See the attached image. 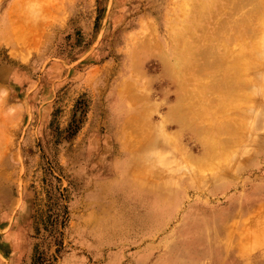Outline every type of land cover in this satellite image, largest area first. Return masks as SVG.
<instances>
[{
    "label": "rangeland",
    "instance_id": "374dc122",
    "mask_svg": "<svg viewBox=\"0 0 264 264\" xmlns=\"http://www.w3.org/2000/svg\"><path fill=\"white\" fill-rule=\"evenodd\" d=\"M209 1L0 0V264H104L122 251L84 245L112 244L122 232L123 163L142 189L184 192L188 235L211 250L200 264H264V14L253 26L259 52L250 40L228 45L246 54L237 57L248 60L249 96L221 109L192 65H203L206 37L229 17L218 9L229 0L200 16ZM207 101L225 114L205 115ZM220 122L231 127L212 128ZM184 218L172 239H184Z\"/></svg>",
    "mask_w": 264,
    "mask_h": 264
},
{
    "label": "crops",
    "instance_id": "0c3cea01",
    "mask_svg": "<svg viewBox=\"0 0 264 264\" xmlns=\"http://www.w3.org/2000/svg\"><path fill=\"white\" fill-rule=\"evenodd\" d=\"M119 176L123 182L119 191L124 196V227L120 228L122 232L114 234V239H106L112 244L105 243L90 246L86 244L84 245L85 248L90 251H92V248L98 251L105 246L122 248V251H110L106 254L104 264H121L122 260H124V264H200L203 258L209 254L208 251L211 250L202 243L193 242L192 237L188 235L194 213L193 210L189 211L184 204V192L181 190L153 192L142 189L132 182L129 176L124 175V163L120 168ZM148 204L153 211L147 208ZM129 210L132 213H128ZM149 212L167 213V217L160 223H156V221L152 223L150 221L151 213ZM182 214L185 215V222L180 228L176 229L178 233L184 235V239H172L175 232L171 235L172 231L170 229L176 223L178 216ZM152 215L154 216V214ZM213 218L218 221L222 219L219 215ZM155 236H158V240L152 243L150 239ZM198 245L201 247L199 248ZM204 248L205 250H203ZM123 251L124 257L121 260L120 257ZM210 264L240 263L235 259L222 262L219 258H213Z\"/></svg>",
    "mask_w": 264,
    "mask_h": 264
},
{
    "label": "bare ground",
    "instance_id": "6f19581e",
    "mask_svg": "<svg viewBox=\"0 0 264 264\" xmlns=\"http://www.w3.org/2000/svg\"><path fill=\"white\" fill-rule=\"evenodd\" d=\"M213 1V0H212ZM212 1H209L207 4H203L201 7V10H200V13L199 12H197V13H199L200 14V16H202V15H205V14H207V11H208V8L210 7V6H212L213 4H212ZM218 2V1H217ZM215 3V2H214ZM226 6L224 7H219L218 9H222V8H228V15H229V17L227 18V19H219V20H217L216 21V25L218 26V27H214L215 28V30H214V32L216 31L217 33L216 34H214L213 36H214V39L211 37V36H208V38L206 37V43H207V46L205 47V49L202 51V52H200V50H199V54H197V56H200V57H203V58H201V61H202V59H204L203 60V65L202 66H199V64H198V59H195V60H193L192 61V65L194 66V67H199L201 70L200 71H202V70H204L205 72L207 71V74L204 72V74H205V76H208L207 78L206 77H204V79L206 78V79H209V80H205V83H202L201 84V88L199 89V90H201L202 88V92H203V90L204 91H207L208 92V94H209V96H208V101H210L211 100V97L210 96H214V98H212V100L213 99H215L216 101H217V107H220L221 109H222V107L221 106H226V103L227 102H242V100L243 101H245V98L244 97H246V95H248V94H245V93H243V91L244 90H242V85H243V82H244V80H245V71H244V69H243V66L245 67L246 65H242V63H244V62H242L243 61V58L244 57H237V54L239 53H236V54H232V53H234V52H232L233 50L232 49H230V50H232L231 52L229 51V47L231 48L232 46H233V44H232V46H230V42L231 41H235V42H237L238 44H236V46L238 45V48L239 49H241L240 48V46L242 45V44H244V43H248V41L250 40V43L251 44H254V45H258V43H256L257 42V40L259 41V32H258V39H257V37H256V27H253V26H256L258 23H259V21H260V19H261V13H263L264 14V12L262 11V10H264L263 8H264V0H229L228 2H227V4H225ZM247 6H249V9L247 10V11H245V12H247V13H245V14H243L242 13V11H240L242 8H244V7H247ZM225 9H223V11H224ZM212 11H214V10H211V13H210V15H207V16H211V15H215L216 14V11H214V12H212ZM218 11V10H217ZM226 12V11H225ZM239 12H241L242 13V15L239 17V18H237L236 19V17H235V19H232V16L234 15V14H236V13H239ZM244 12V11H243ZM208 13H209V11H208ZM220 13V12H219ZM233 13V14H232ZM198 14V15H199ZM262 14V15H263ZM197 15V14H196ZM218 16V15H217ZM223 16H225V15H223ZM239 16V15H238ZM216 17V16H215ZM234 17V16H233ZM263 17V16H262ZM197 18V17H196ZM198 18H201V17H198ZM214 18V17H213ZM215 19V18H214ZM202 20V19H201ZM204 20V19H203ZM202 20V21H203ZM208 20V19H207ZM262 20L264 21V17L262 18ZM195 21V20H194ZM197 21V20H196ZM192 22H193V20H192ZM261 22V21H260ZM263 23V24H262ZM261 24H262V26H261V24L259 25V26H261V27H264L263 25H264V22H262ZM193 25H195V24H193ZM192 25V26H193ZM215 26V25H214ZM184 28H185V32L187 33V32H189V31H191L190 29L192 28L189 24H186V25H184ZM197 29H199V28H197ZM218 29H220L219 31H218ZM262 29H264V28H262ZM260 29L258 28V31H259ZM207 31V30H206ZM182 32V31H181ZM213 33V32H212ZM211 33V34H212ZM261 33V32H260ZM178 34V33H177ZM176 34V35H177ZM180 34V33H179ZM263 34V33H262ZM205 35V34H204ZM209 35V34H208ZM263 36V35H262ZM176 37V36H175ZM182 37V36H181ZM261 37V36H260ZM261 39V38H260ZM177 40H179L178 38H177ZM182 40V39H181ZM180 40V41H181ZM176 41V40H175ZM179 41V42H180ZM204 41V40H203ZM178 42V41H177ZM183 42V41H182ZM260 42V41H259ZM190 43V42H189ZM193 44H195V43H193ZM197 44V43H196ZM228 45H229V47H228ZM247 45V44H246ZM256 45V47H251L252 48V50L253 49H255L256 51H258L257 49L259 48L258 46ZM188 46V45H187ZM186 46V47H187ZM194 45H192V47H193ZM195 46H199L198 44L197 45H195ZM252 46V45H251ZM200 47V46H199ZM235 46H233V48H234ZM258 47V48H257ZM261 47V46H260ZM189 48H191V46L189 45ZM198 47H196V49H197ZM243 48V47H242ZM247 48H249L248 46H247ZM246 48V49H247ZM194 49H195V47H194ZM207 49H209V50H207ZM216 49H219L220 51V53L219 54H217L216 56L215 55H213V53L216 51ZM245 49V50H246ZM235 50V49H234ZM244 50V51H245ZM254 50V51H255ZM196 52V51H195ZM249 52V51H248ZM259 52V51H258ZM257 52V53H258ZM184 53V55H185V51L183 52ZM182 53V54H183ZM241 54H242V56H245V55H243V51L242 52H240ZM212 54V55H211ZM215 54H216V52H215ZM233 55V56H231V55ZM241 54H238V55H241ZM250 54H251V52H250ZM249 54V55H250ZM255 54L256 53H254V56H255ZM190 56H192V54H189ZM208 55V56H207ZM210 55H211V57H213V56H215V59H214V57H213V60H207L206 58H208V57H210ZM181 56V55H180ZM196 56V57H197ZM251 56V55H250ZM193 57H195V53L193 52ZM193 57H191V60H192V58ZM257 57V56H256ZM256 57H253V58H256ZM186 59L188 58V56H186L185 57ZM217 58V59H216ZM242 58V59H241ZM181 59V58H180ZM178 60V59H177ZM190 60V61H191ZM185 61V60H184ZM248 61V60H247ZM180 62H183V61H180ZM198 65H197V64ZM179 64V63H178ZM245 64V63H244ZM200 65H201V63H200ZM179 66V65H178ZM180 68V67H179ZM187 68L188 67H186V68H184V70H186L187 71ZM207 68H209V69H207ZM197 69V68H196ZM246 69V68H245ZM189 70V69H188ZM190 70H191V74H189V75H192L193 73H192V70L193 69H191L190 68ZM185 71V72H186ZM211 73H210V72ZM184 72V73H185ZM203 72H200L201 74L200 75H204L203 74ZM249 72V71H248ZM198 73V72H197ZM210 73V74H209ZM182 74V73H181ZM199 74V73H198ZM196 75V74H195ZM179 76V75H178ZM183 76V75H182ZM199 76V75H198ZM197 75H196V77H198ZM194 78H195V76H194ZM199 78V77H198ZM181 81V80H180ZM189 81H191L190 79H189ZM202 81H203V78H202ZM207 81V82H206ZM249 81V80H248ZM247 82V81H246ZM246 82H244V84L246 83ZM180 84V83H179ZM182 84H184V83H181V85L180 86H183ZM199 87H200V85H199V83L197 84ZM197 86V87H198ZM250 86V85H249ZM178 87V86H177ZM186 89V88H185ZM182 90H183V88H182ZM195 90V89H194ZM197 90H198V88H197ZM198 90V91H199ZM190 91V90H189ZM198 91H196L197 93H198ZM223 92V94L221 93L220 94V92ZM252 91V90H251ZM183 92V91H182ZM202 92H201V95H202ZM206 92V93H207ZM219 92V93H218ZM187 93H188V91H187ZM192 93V92H191ZM200 93V92H199ZM198 93V94H199ZM194 94H195V92H194ZM194 94H191L192 96H194ZM218 94H220V95H218ZM250 94H251V92H250ZM187 95V94H186ZM195 95H197V94H195ZM245 95V96H244ZM188 96V95H187ZM198 96V95H197ZM249 96V95H248ZM202 97V96H201ZM200 97V98H201ZM194 98V97H193ZM192 98V99H193ZM184 99H187L186 97H184ZM202 99L203 98H201V101H202ZM194 100L195 99H193V102H194ZM205 100V99H204ZM206 100H207V98H206ZM247 100V99H246ZM249 100V99H248ZM248 100H247V102H248ZM188 101H189V99H188ZM199 101H200V99H199ZM207 101V104L208 103H210V102H208ZM250 102V101H249ZM190 103H192V102H190ZM196 104H198V103H196ZM242 104H245V103H242ZM181 105V104H180ZM183 105V104H182ZM194 104H192L191 106L192 107H194L193 106ZM203 107V106H202ZM179 109H180V107H178ZM199 108V107H198ZM206 108V109H205ZM214 108H215V105H214ZM231 108V107H230ZM244 108V107H243ZM200 109V108H199ZM203 109H205V115H210L211 113H213V112H211L212 110H213V107H212V105L211 104H208V105H206ZM228 109V108H227ZM181 110V109H180ZM219 110V111H218ZM229 110V109H228ZM178 111V110H177ZM221 112V113H218V112ZM225 111V110H224ZM193 112V111H192ZM196 112H198V111H196ZM222 110L220 111V109L218 108L217 110H216V113H218V114H222ZM215 113V112H214ZM215 113V114H216ZM224 114H225V112H223ZM232 113V112H231ZM194 114V113H193ZM203 115H204V113H203ZM212 115V117H213V115L214 114H211ZM197 116V115H196ZM200 117V116H199ZM214 118V117H213ZM212 118V119H213ZM216 120V119H215ZM222 120V119H221ZM186 121V120H185ZM210 121V120H209ZM225 121H226V119H225ZM205 123V122H204ZM230 123V122H229ZM213 125H211V124H209V125H211V126H213L212 128H214V126L215 127H217V128H220V127H222L223 125L226 127V128H228V126L229 125H227L228 123H222V122H220V125L218 126L217 124H219V122H217V124L215 125L214 123H212ZM190 125V124H189ZM222 125V126H221ZM224 126H223V128H224ZM229 127H231V125L229 126ZM242 129V128H241ZM244 129V128H243Z\"/></svg>",
    "mask_w": 264,
    "mask_h": 264
}]
</instances>
